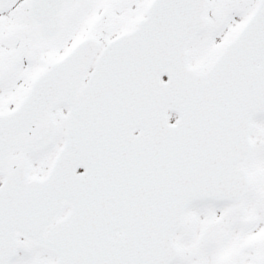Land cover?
<instances>
[{
	"label": "snow or ice",
	"instance_id": "obj_1",
	"mask_svg": "<svg viewBox=\"0 0 264 264\" xmlns=\"http://www.w3.org/2000/svg\"><path fill=\"white\" fill-rule=\"evenodd\" d=\"M0 264H264V0H0Z\"/></svg>",
	"mask_w": 264,
	"mask_h": 264
}]
</instances>
